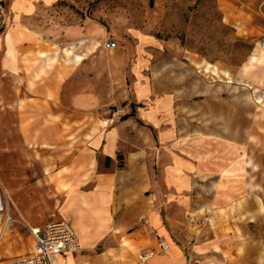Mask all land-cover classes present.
<instances>
[{
	"label": "crops",
	"instance_id": "obj_1",
	"mask_svg": "<svg viewBox=\"0 0 264 264\" xmlns=\"http://www.w3.org/2000/svg\"><path fill=\"white\" fill-rule=\"evenodd\" d=\"M3 2L9 24L0 35V191L11 217L26 221L29 231L67 222L82 249L57 255L60 264H137L141 249L155 251L149 264H227L226 232L234 226L225 219L241 214L239 205L256 192L264 170V98L241 139L197 127L194 160L176 155L167 165L161 149L156 160L151 151L162 105L142 106L144 89L128 81V50L115 39L106 48L95 23L45 20L43 0ZM198 65L214 74L215 65ZM257 81L264 85V72ZM23 148L48 188L41 197L24 192L22 155L4 159V152ZM6 163L16 164L9 174ZM189 186L192 201L178 194ZM191 204L206 226L182 228L176 220ZM108 238L105 250L88 254ZM158 238L167 252H157Z\"/></svg>",
	"mask_w": 264,
	"mask_h": 264
},
{
	"label": "rangeland",
	"instance_id": "obj_2",
	"mask_svg": "<svg viewBox=\"0 0 264 264\" xmlns=\"http://www.w3.org/2000/svg\"><path fill=\"white\" fill-rule=\"evenodd\" d=\"M43 3L40 10L45 12V20L63 27L85 21L95 23L102 27L107 41L115 39L117 47L128 50V81L136 90L144 89L142 106L162 105L154 114V125L158 127L153 130L157 136L151 139L152 159L156 160V152L161 149L167 165L176 155L194 160L197 127L204 134L209 131L236 140L242 138L245 128H251L264 98V85L257 83L264 72V51L257 46L264 36V0ZM206 62L215 65L214 74L198 65ZM159 131H165L163 138ZM19 155L23 161L24 192L28 197L45 195L48 188L38 182L37 164L25 148L4 152V159L9 162ZM6 165L9 174L16 164ZM255 181L258 189L241 202L237 210L241 214L225 219L226 224L234 226L233 231L226 232L230 242L227 264H264V202L260 200H264V170L257 173ZM200 192L202 203L206 194ZM178 194H185L192 201L194 189L189 186ZM197 207L191 204L182 216L175 215L182 228H202L208 224L207 219L204 224L191 222V214L202 211ZM12 217V226L0 242L4 253L1 260L27 254L32 249L30 226L22 218ZM108 243H112L111 238L98 243L88 254L105 250Z\"/></svg>",
	"mask_w": 264,
	"mask_h": 264
},
{
	"label": "built area",
	"instance_id": "obj_3",
	"mask_svg": "<svg viewBox=\"0 0 264 264\" xmlns=\"http://www.w3.org/2000/svg\"><path fill=\"white\" fill-rule=\"evenodd\" d=\"M9 24L7 10L3 0H0V35ZM259 48L264 50V36L257 42ZM106 48H113L116 43L106 41ZM202 215L198 210H195L190 220L193 223L204 224L206 218H200ZM13 218L9 213L8 204L6 203L3 194L0 191V239L5 236ZM143 223L147 224V220L143 219ZM30 234L34 240V246L30 253L20 255L13 258L0 260V264H60L56 258L59 254L74 253L79 249V240L76 233L70 225L63 221H52L47 223L42 228L30 229ZM157 252L165 253L168 251V244L163 238L157 240ZM155 254L152 249H142L137 255V264H149V259Z\"/></svg>",
	"mask_w": 264,
	"mask_h": 264
},
{
	"label": "bare ground",
	"instance_id": "obj_4",
	"mask_svg": "<svg viewBox=\"0 0 264 264\" xmlns=\"http://www.w3.org/2000/svg\"><path fill=\"white\" fill-rule=\"evenodd\" d=\"M262 51H264V50H262Z\"/></svg>",
	"mask_w": 264,
	"mask_h": 264
}]
</instances>
